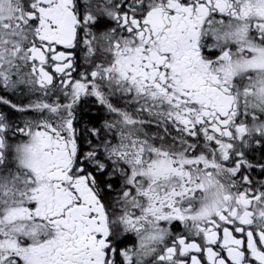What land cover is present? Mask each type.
Returning a JSON list of instances; mask_svg holds the SVG:
<instances>
[{"label":"snow or ice","instance_id":"snow-or-ice-1","mask_svg":"<svg viewBox=\"0 0 264 264\" xmlns=\"http://www.w3.org/2000/svg\"><path fill=\"white\" fill-rule=\"evenodd\" d=\"M0 264H264V0H0Z\"/></svg>","mask_w":264,"mask_h":264}]
</instances>
